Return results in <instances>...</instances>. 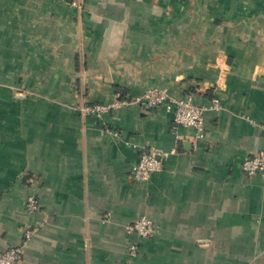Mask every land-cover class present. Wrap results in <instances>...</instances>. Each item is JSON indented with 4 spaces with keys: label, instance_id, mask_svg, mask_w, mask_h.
Returning <instances> with one entry per match:
<instances>
[{
    "label": "crops",
    "instance_id": "crops-1",
    "mask_svg": "<svg viewBox=\"0 0 264 264\" xmlns=\"http://www.w3.org/2000/svg\"><path fill=\"white\" fill-rule=\"evenodd\" d=\"M150 88L191 96L202 137L129 102ZM263 128L264 0H0V254L19 264H264V173L241 168ZM142 217L148 238L126 229Z\"/></svg>",
    "mask_w": 264,
    "mask_h": 264
},
{
    "label": "built area",
    "instance_id": "built-area-1",
    "mask_svg": "<svg viewBox=\"0 0 264 264\" xmlns=\"http://www.w3.org/2000/svg\"><path fill=\"white\" fill-rule=\"evenodd\" d=\"M71 6L79 8L84 0H65ZM131 103H139L147 110L156 108H163L166 112L171 114V121L173 129L177 128H193L196 131L197 138L202 137L203 132V108L196 105L191 96H185L181 99H175L164 91L157 88H150L142 95L129 99ZM110 106L105 105H84L81 108L83 115H93L100 117L101 114L107 112ZM264 130V128H263ZM162 157H165L162 154ZM162 157L156 150L143 151L131 168V178L136 183L146 182L150 179L151 175L160 170L162 167ZM242 171L248 176H255L264 173V157L263 155H256L247 158L242 162ZM25 209L28 211H36L38 209V202L29 197L25 202ZM127 232L130 234H137L142 238L151 236L154 225L152 222L145 218H138L127 226ZM29 232L25 237L28 239ZM129 253L135 256L137 253L134 244L129 246ZM22 247H12L0 254V264H19L21 261Z\"/></svg>",
    "mask_w": 264,
    "mask_h": 264
}]
</instances>
